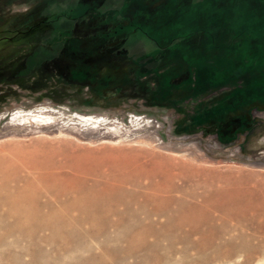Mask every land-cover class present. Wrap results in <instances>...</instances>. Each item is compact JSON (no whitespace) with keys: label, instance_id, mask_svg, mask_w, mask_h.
<instances>
[{"label":"rangeland","instance_id":"374dc122","mask_svg":"<svg viewBox=\"0 0 264 264\" xmlns=\"http://www.w3.org/2000/svg\"><path fill=\"white\" fill-rule=\"evenodd\" d=\"M104 1L77 0L61 50L73 0H0V168L7 153L67 163L51 191L91 189L106 208L62 215L60 229L47 215L12 231L17 217L1 219L0 264H264V65L219 34L238 29L234 0H108L119 10L103 15ZM53 193L37 205L74 202Z\"/></svg>","mask_w":264,"mask_h":264},{"label":"bare ground","instance_id":"6f19581e","mask_svg":"<svg viewBox=\"0 0 264 264\" xmlns=\"http://www.w3.org/2000/svg\"><path fill=\"white\" fill-rule=\"evenodd\" d=\"M37 154H38V152H37ZM40 155H41V153H40ZM42 155H43V153H42ZM50 155H52V154L50 153ZM8 156L9 155L7 153V157L5 159L8 160L7 162H9L8 167H5V166L2 167L1 166V168H0V220L1 219L2 220L3 219L4 220L9 219L10 220L12 217H17L16 221H18L20 224L16 223V221L13 220L14 218H12L13 222L14 221L15 222L13 223L12 220L8 221L11 223L6 222L7 224L4 225L5 229L11 230V228L15 227L16 225H22V226L24 225L26 227L27 226L32 227L33 224H30L29 219L30 220H31V218L34 219L32 217L33 215L34 216L35 215L36 216L37 215L43 216L42 217L43 219L40 217V219H41L40 223H44L42 221L46 218V217L44 218V215H47V217L48 216L53 217V218L55 217L54 218L55 222L59 223L62 219L64 220V218H65L64 216L71 217L69 215L71 213H74V212L77 215H79L80 217H82L81 220L83 218L84 219L85 218L87 219V217L92 218L94 215H97V214L99 215L101 213H105L106 208H104V206L101 203H99V201H101V200H103V198H105L104 197L105 195H103L102 193L93 194V193H91L92 192L91 189L79 191L80 189L79 190L75 189L73 186H71V187H73L75 190H78V192L77 191L72 192L73 190H67L66 191V189H63V191L65 190L66 192L61 193L62 188H61V191L59 190L57 192V190L60 188H58V186L56 187L54 184H56L58 180H61V179L65 180L63 178L60 179L59 177L61 176V170L65 169L64 165L66 164V166H67V163H65V164L61 163L62 164L61 165L58 161H56L58 154L55 157L56 160H54V159L53 160L58 162L59 164L53 163V162L49 163L52 160L47 162L48 158L45 160H43V159L39 160V158H38L37 159L38 161H30V159H31L30 157H29V160H26V158L23 159L21 157H15V156H11V155H10V157H8ZM43 156L46 157V155H43ZM60 156L62 157L61 154H60ZM49 157L50 158L54 157V154L52 156H49ZM61 157H58V158H61ZM64 158H65V156H64ZM58 182H61V181H58ZM62 182H65V181H62ZM60 184H61V186H63V183H60ZM53 185L56 188H58L57 190H55L56 188H54V190H55V192L53 191L54 193L51 191V188L53 187ZM65 185L67 186L69 184H65ZM52 193L55 194L54 199L60 198L62 196L66 197V198L71 197L74 199V202H71L72 204L65 205L62 203L68 202V201H64V202L60 203L62 205L61 208L57 207L58 204L55 202H54L56 204V207L54 206L55 208L54 207L52 208L50 206H46L49 203L46 204L44 202L46 205L40 204L41 201H43V200H40L39 205H37V201L39 199H42L43 196L48 197V199H49V197H51V195H49V194H52ZM52 199L53 198H51L50 200L52 201ZM62 200L63 199L61 198V201ZM71 201H73V200H71ZM109 201H111V200H109ZM69 203H70V200H69ZM45 208L48 209V211H46ZM109 208L110 207H108V209ZM43 209H45V210H43ZM62 215H64L63 216L64 218L60 217ZM59 217L62 219H60ZM37 218H38V216H37ZM56 218L60 219V221L58 222ZM94 218H96V217H94ZM72 219H73V217H72ZM51 221H50V223H51ZM31 222H34V221H31ZM40 223H39L40 226L34 225L35 227H33V229L34 228L41 229V227L43 225L46 226L45 224L41 225ZM50 223H49V225H51L53 227L52 223L51 224ZM61 223H62L63 227L66 224V223L63 224V222H61ZM54 225H55V223H54ZM59 225H60V223L58 224V226ZM60 227L61 226H59V228H57V227L56 228L60 229ZM8 232H6V233H8ZM28 232H29V228H28V231L27 230L24 231V233H27V234H28Z\"/></svg>","mask_w":264,"mask_h":264},{"label":"trees","instance_id":"16d2710c","mask_svg":"<svg viewBox=\"0 0 264 264\" xmlns=\"http://www.w3.org/2000/svg\"><path fill=\"white\" fill-rule=\"evenodd\" d=\"M201 0H191L192 3L199 4ZM249 9L247 13L241 14L243 9ZM228 13L232 14V18L234 19L235 25H237V30L233 31L231 25L224 26L220 29L219 34H226L229 35L232 39L241 40L242 43L244 40L246 42V47L244 50L240 49L241 44L235 42V53L243 54L244 58H247L251 61V64L264 65V0H234L231 4L230 9H227ZM241 23H245L241 25ZM180 25V24H179ZM178 27V25H177ZM197 26H193L192 28L186 30H179L174 31L171 33L172 36L165 41L167 44L161 45L160 50L161 52L164 51L166 48L170 47L171 45L175 46L181 41L187 40L196 30H192ZM210 37V36H209ZM203 56L200 57L202 61ZM205 61L202 67H207V73L204 77L203 68L199 70L197 80L198 82L203 83L207 88L209 83L214 81L216 77V67L215 64L206 57L204 58ZM197 60V57H195ZM157 61V59H156ZM202 64V62H201ZM77 75V74H75ZM261 85V84H259ZM258 96H264V87H258ZM261 95V96H260ZM222 110L219 108L215 109L216 113H219ZM206 111V110H205ZM200 116L204 115V112L199 113Z\"/></svg>","mask_w":264,"mask_h":264},{"label":"flooded vegetation","instance_id":"af4514ba","mask_svg":"<svg viewBox=\"0 0 264 264\" xmlns=\"http://www.w3.org/2000/svg\"><path fill=\"white\" fill-rule=\"evenodd\" d=\"M79 1V0H78ZM77 2V0H73V4L70 3V5L66 6L61 12L62 14H64L67 18V20L63 21V27L64 28H60L59 30H57V34L55 35L56 37H58V41H59V44H64L65 45V41H69L68 39L70 38L71 36V31L73 30V27H72V23H74V20L75 19H78V17L74 14L75 12V3ZM107 2L108 0L104 1V3L101 4V6H99V9H97L100 13H102L103 15H108L111 11L114 12V11H118L119 9L117 7H110L107 5ZM64 19V17H62ZM138 18H136L135 20H133V23L137 22ZM65 25V26H64ZM133 25V24H131ZM151 26L153 29L156 28V21H152L151 22ZM64 45L62 46L61 50L64 47Z\"/></svg>","mask_w":264,"mask_h":264},{"label":"crops","instance_id":"0c3cea01","mask_svg":"<svg viewBox=\"0 0 264 264\" xmlns=\"http://www.w3.org/2000/svg\"><path fill=\"white\" fill-rule=\"evenodd\" d=\"M135 13V15H133L131 18H132V22H130L131 24H139V22H140V20H141V18H142V20H143V14H144V12H142V11H140V9L139 10H137V11H135L134 12ZM136 18H138V19H140V20H138L137 22H135V23H133V20H135ZM153 40L155 41V44H156V38L154 39L153 38ZM91 46H89V48H88V51H92L93 50V48L91 47Z\"/></svg>","mask_w":264,"mask_h":264}]
</instances>
